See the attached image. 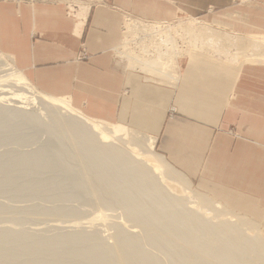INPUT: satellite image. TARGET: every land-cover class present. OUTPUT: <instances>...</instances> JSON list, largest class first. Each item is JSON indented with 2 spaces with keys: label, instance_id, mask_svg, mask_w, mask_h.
<instances>
[{
  "label": "crops",
  "instance_id": "0c3cea01",
  "mask_svg": "<svg viewBox=\"0 0 264 264\" xmlns=\"http://www.w3.org/2000/svg\"><path fill=\"white\" fill-rule=\"evenodd\" d=\"M215 3L0 0V52L40 92L90 118L159 136L160 151L183 175L264 203V65L191 50L177 59L175 84L163 86L147 83L140 69H121L116 55L124 15L172 23Z\"/></svg>",
  "mask_w": 264,
  "mask_h": 264
},
{
  "label": "rangeland",
  "instance_id": "374dc122",
  "mask_svg": "<svg viewBox=\"0 0 264 264\" xmlns=\"http://www.w3.org/2000/svg\"><path fill=\"white\" fill-rule=\"evenodd\" d=\"M221 1L222 0H215L216 3L211 10L202 9L197 18L185 14L179 20L172 23H145L152 25L157 24L160 27H165L167 25V27L176 26V31L174 32V38L176 40L174 39L173 42L175 43L176 51L180 56L178 58V60H180L179 63L183 61L191 50H199L200 45L203 43H201L200 40L198 41V38L202 39V41H206V38L202 37H196L197 40H195L186 35V33L180 29H184L185 25H187L186 23L192 21H196L198 24L207 25L209 27H204L208 31L210 28V35L207 34V36L211 37V34H215V32L218 31V36L222 37H211L212 39L210 40L212 41L210 42L213 43L215 48H213L212 44V47H209L210 43H207L206 41L205 43L207 46L205 45L206 47H204V45H201L204 47H202L204 50H201L200 47L199 51H212V53L208 52L209 54H212L210 56L226 61L224 60V54H221L222 50L217 49L219 46L216 45L219 40L221 42L222 38L225 37V41L233 40V43L235 39L240 41V38L241 40L249 38L256 39L259 37L264 38V0H224V3ZM204 17H208V19H211L213 22L205 20ZM129 19L138 20L130 15L123 16L121 26V43L123 41V44L119 45L116 54L119 58L120 68L124 70V67L127 65L130 69H135V72L137 73L140 72L137 69H140L141 73L139 74L147 78V83L166 86L162 80H166L167 78L158 79V77L155 78V74L149 72L142 73L143 70L141 68L144 67L143 65H139V62L147 60L148 57V55H145L144 57L143 54H140L145 47V40L142 39L144 36L141 33H138L140 36L135 33L133 36H129L126 38L127 40H125L124 33L128 29L124 24L125 20ZM128 32L131 33L129 30ZM164 40L166 41V38ZM223 41L220 43V47L226 51L227 48L229 50V46H227L228 44H225V41ZM136 43H139V45ZM194 44V47L191 46ZM209 48H211V50ZM261 48L263 49V47ZM235 49L234 45L233 48L230 47V57L227 58V62L233 60L231 61L233 63H245L246 61H244L245 59L243 56L246 58H253L254 55L259 54L264 56V49H257L251 52H249V50H243L237 54H235L237 51ZM184 50L185 52L188 51L187 54ZM160 51L162 50L160 49ZM154 53L156 54V52ZM173 53H175V51H172V49H166L164 55L160 54V56L156 54L160 56L157 60L161 63L158 64L165 65L164 61L167 62ZM134 54L136 55L134 56ZM235 55H238V59L240 58L239 61L234 60ZM5 56L7 57V55H4L3 58H0V88L8 86L7 88H13V91H15L14 89H16V87L13 85L15 83L12 74L13 72L11 73V68L8 65L9 63L5 61ZM132 58H136L137 60H135L138 61V63L133 62L132 64ZM251 62L253 61H248L246 63ZM146 63L149 64L147 61ZM253 63L255 64L256 62ZM258 64L264 65V59ZM14 65L17 68L15 62ZM1 85L5 87H2ZM13 102L14 101L0 102V233L6 232L13 236L22 237L28 241H36L40 240V238L53 240L64 236H73L75 234H80L79 236L83 235L82 237L86 239L87 237L89 239L91 236L90 238L93 237L92 240L96 238V240L103 246L100 245V250L106 248L101 250L100 255H98V257L101 258L100 264H124V260L127 261L130 258L128 257L130 256L127 254L128 252L132 257L130 258L131 264H148L147 259H151V257H154L159 264H182L179 259L182 252L180 253L179 251H183L184 243L187 244L188 242L187 240H181L177 236H173L172 231L174 230L170 229V227L176 228V226H179L178 228H180L181 226L182 228L180 221L178 224L173 222H176V220L184 222L183 220H186H182V218H185L186 216L184 214L188 213L189 215H193L191 214L192 210H196V208L194 207L195 205L191 206V204L188 203L191 197L182 193L176 195L173 190L172 182L166 179L162 173L158 175L156 174V172L159 171L156 164L151 162L142 163L143 168L150 171L146 174V177H143L145 182L143 184L141 179L131 170V167L121 166L118 162L119 159L117 155L110 154V151L108 154L104 153L100 156V152L97 149L88 147L86 143L80 142L81 139L78 136H81L82 134H79L80 132H78L77 129L56 124V121L54 120L55 116H51V113L49 114L43 111L47 114H40V111L36 107L35 110H37L38 113L36 111L34 112L33 108L31 110L20 109L19 107L22 105ZM17 104L19 107H16ZM172 113L173 111H170L169 116H171ZM107 123L120 125L111 122ZM124 126L129 127L127 125ZM129 128L135 131H140L143 134H148L136 128ZM228 133L233 134V132ZM156 139L155 152L162 155L164 160L170 164L168 159L159 149V136H156ZM119 143L120 144H115V148L122 149V152L125 151L124 155H126V152H130L131 154H129V156L126 155L127 157H134L137 160H143L146 158L145 156H142L144 151L140 148L134 150L133 153H135L132 154V151L130 150L131 146L129 144L125 146L123 142ZM114 149H112L113 152L115 151ZM111 155H114L113 159H117L115 160L117 163L112 160ZM139 156L141 158H138ZM184 175L196 190L207 192L214 198V200L223 203L230 211L238 214L240 213L248 218L257 220L258 222H263L264 203L241 195H236L228 190L216 188L202 179H194L187 174ZM113 179L117 180L114 181ZM159 183H163L165 189L157 191ZM96 190L99 195L96 194ZM172 194L174 196H172ZM185 196H187V198ZM157 197L161 199L158 200ZM157 201L160 202L158 203ZM185 204L186 207L184 206ZM189 206L193 208L190 207L189 210ZM165 208H167V210H165ZM1 209H3V211ZM172 210L174 212H172ZM258 212H261L262 214L260 215ZM161 213L165 214V216L170 214L171 216L168 215L170 218L167 216L170 220L166 219V221V217L163 216L165 217L163 218ZM180 216L184 217L181 218ZM164 221L168 226L167 232H171V235H168L166 231H159L163 225H158V223L161 224V222H163L162 224H164ZM168 221L171 222L169 223ZM143 228H146V230ZM199 233L200 232H198V234ZM129 237L132 240V244L128 246L131 247L130 250H127L128 247L124 246L127 244L124 243V245H122V242L126 241L130 244L131 240H129ZM152 239L155 240L152 242ZM92 240L89 239L88 244L90 243L89 241ZM97 241L93 240V243H91L90 246H94V242L98 245L99 243ZM119 241L122 244H120ZM22 242L24 241L22 240ZM174 242L175 244H173ZM224 242L228 243L227 238H224V240L222 239L221 243ZM117 243L120 244L119 247H124L121 254H118L119 257H116L119 260L115 259L114 261L108 262L112 253L120 249L117 247ZM177 243L181 244L178 245ZM175 245H178V248ZM114 248L115 250L111 251ZM135 248H137L136 251L138 255L141 253V256H144L143 258L146 259V262L144 261L145 259L142 261L141 256L135 255ZM175 251H177V254H175ZM232 251H234V249L227 251L229 254L228 256L232 257L231 259H236L234 258L235 253ZM30 253H32V251ZM229 257L227 258L230 259ZM48 258V252L43 250L38 261L40 263L46 262ZM137 258L141 262H138ZM212 258L215 259L214 256L211 257V259ZM228 259H222L223 261L226 260L224 263H217L214 262V260H211L210 264H225V262L228 264ZM239 261L241 262L242 260H238V264L240 263ZM15 264L20 263L15 262Z\"/></svg>",
  "mask_w": 264,
  "mask_h": 264
},
{
  "label": "bare ground",
  "instance_id": "6f19581e",
  "mask_svg": "<svg viewBox=\"0 0 264 264\" xmlns=\"http://www.w3.org/2000/svg\"><path fill=\"white\" fill-rule=\"evenodd\" d=\"M75 2L76 1L71 2V3L69 2L70 6L71 7H73L74 5L76 6L78 3L77 2L75 3ZM70 9H73V8H70ZM186 24L187 25H185V28L184 29L181 28L180 30L185 32L186 35L190 36L191 38H193L195 40H197L196 37L206 38L205 40L207 41V43H210L209 47L213 46V48H215L213 43L210 42V41H212V40H210V39H212L211 37H214V38H218V37L221 38L222 37V36H218L219 32L217 30H215L218 32V33L215 32L216 35L211 34L212 35L211 37L207 36V34L210 35V32H209L210 28L208 31V30H206V28H204L207 25L198 24L196 21L195 22L192 21V22H189ZM124 25H125V27H127V29L129 31H131V33H129L128 30H126V32L124 33L125 40H127L126 38H128L129 36H133L135 33H137V34L141 33L144 36L142 39L145 40V42H144L145 47L142 49L140 54H143L144 57H145V55H148V57H147V60H144V61L142 60L139 62V65H143V67H144V68H141L143 70V72H149V73L155 74L154 75L155 78L158 77V79H161V78H163V79L167 78L168 79L169 78L174 83L177 80L176 76H178V75H176L178 73L177 59L180 57L179 53L176 51V46L174 45L175 43L173 42V40L175 39L174 38L175 37L174 32L176 31V29H175L176 26L175 27H170V26L167 27L168 26L167 25L165 27L164 26L160 27L157 24L152 25L149 23L142 22L140 20H133V19L125 20ZM207 27H209V26H207ZM180 35H181V33H180ZM183 35H185V34H183ZM165 38H166V41L164 40ZM207 38H209V39H207ZM224 38H222L221 42L223 40L225 41ZM249 39H252V40H249ZM249 39H245V40L242 39L241 40V38H240L239 39L240 41H237V39H235L236 42L234 41V43H233V40L232 41L231 40L225 41V44H228L227 46H229V50L226 47L227 51L225 49H223L222 47H220L221 46L220 40H219L218 44H216V43L215 44L219 46L218 48L216 47L217 49L222 50L221 54H224V57H225L224 60L228 61L227 58L230 57V55H229L230 54L229 53L230 47L233 48V45L236 48L235 50H237L235 54L240 53L243 50H246V51L249 50V52H251V51H255L257 49L261 50L262 49L261 47H263V49H264V38L259 37L256 39H254V38H249ZM199 40L201 41V43H203L201 45H204V47L207 46V44L205 43L206 41H202V39L198 38V41ZM131 44H132V42H131ZM211 44H212V46H211ZM137 45H139V43ZM201 45H200V47L202 50L204 47ZM187 46H189V45H187ZM191 46L194 47L195 44L191 45ZM200 47H199V50H200ZM160 49L162 51H160ZM166 49H169V50L172 49V51H175V53H173L171 56L169 55L170 56L169 60H167V62L164 61L165 65L158 64L161 62L158 61L157 59L160 58V56H161L160 54L164 55V52L166 51ZM209 49L211 50V48H209ZM153 51L156 52V54H158L160 56L156 55ZM184 52H185V50H184ZM208 52H210V51H208ZM249 52H247V53H249ZM210 53H212V51ZM135 55L136 54H134V56ZM181 56H182V54H181ZM3 57H4V55L0 53V58H3ZM163 57H165V56H163ZM240 57H242V56H240ZM243 58L245 59L244 61H246V62L253 61L256 63L257 62L261 63V61H263V59H264V56H262V54H259V55H254L253 58L252 57L246 58L244 56H243ZM135 59L136 58H132V61H131L132 64H133V62L138 63V61H136L137 59L136 60ZM234 60H238V61L240 60V58L238 59V55L237 56L235 55ZM5 61H7L9 63V64L8 63L7 64L11 68V73L13 72L12 74L14 76V81H15V83L13 85L16 87L17 90L14 89L15 91H13V88H7L8 86L5 87V86L1 85L2 87H5V88H0V102L14 101V102L22 105L19 107L17 104L16 107H19L20 109H24V110L30 109L31 110L33 108L34 112L35 111L37 112V110H35L37 108L40 111V114L44 113V112H47L49 114L51 113L50 114L51 116H55L54 120L56 121V124L67 126V127L69 126V127H72L73 129H77L78 132H80L79 134H82L81 136H78L81 139L80 142L86 143L88 147H92V148L97 149L100 152V156L104 153L108 154L110 151H111L110 154L117 155V157L119 159L118 162L121 164V166L131 167V170L133 172H135L136 176L141 179V182L143 184L145 183L143 177H146V174H148L150 171L148 169L146 170L145 168H143L142 163L151 162L153 164H156L158 166V170H159L158 172H156V174L158 175V174L162 173V175H164L166 177V179H168L169 181L172 182L173 190L175 191L176 195L182 193L184 195L191 197L190 201L188 200L189 201L188 203L191 204V206L195 205L194 207L196 208V210H192V213L190 212L193 215H189L187 213L188 214V216H187V214H184V215H186L185 218H182L184 216H182V217L180 216L182 218V220L186 219V220H183L184 222H182L181 220H178V221L176 220V222L175 221L173 222L175 224H178L180 221V223H181L180 225H182V228H181V226H180V228H178L179 226H176V228L170 227V229L174 230V231H172L173 236H177L181 240H187V242H188L187 244L184 243L185 245L183 244L184 245V248L182 247L183 249L181 248L184 252L179 251L180 253L182 252L179 256L180 262L182 264H210L211 260L213 259V258L211 259V257H213V256L215 258V259H213L214 262L224 263V261H226V260L223 261L222 259H224V258L228 259L227 257H229L228 256L229 254L227 251L231 250V249H234V251H232V252L235 253V257L234 256L233 257L236 258L237 260L231 259L232 257H229L230 259L227 260V261H229L228 264H236L238 262V260L243 261V262L239 261L240 262L239 264H264V247H263V245H264V220H263V222H258L257 220L248 218L247 216H244L242 214L234 213L233 211H230L229 209H227V207L224 206V204H222L221 202L212 199L205 192L200 191V190L199 191L196 190L190 184V182L188 181V179L186 178L185 175H183L181 172L177 171L169 163H167L164 160L162 155L157 154L155 152V143H156V137L155 136L143 134L140 131L132 130L129 127H126V126L121 125V124L120 125H112V124H109L107 122H104L103 120L88 117L87 115H85V113H83L82 111L73 107L72 104L69 103L68 101H66L64 98L54 97V96H51L49 94H45V93L37 90L26 79L24 74L15 67L14 62H13V58L11 56H7L5 58ZM146 61L149 62V64L146 63ZM231 61H233V60H230V62ZM253 62H251V63H253ZM149 80H151V79H149ZM1 100H3V101H1ZM47 113H44V114H47ZM40 114H38V115H40ZM44 114H42V115H44ZM119 142H123L125 146L129 144L131 146L130 150L132 151V154L135 153V152L133 153L134 150L140 148L142 151H144L142 156H145L146 158L143 160L142 159L137 160L134 157L133 158L127 157L126 155L129 156V154H131L130 152H126V155H124L125 151L122 152L121 151L122 149L120 150L118 148H115V144L116 143L120 144ZM110 147L111 148L113 147L112 149L115 148L114 149L115 151L113 152V150ZM111 156H112L111 158L113 161L117 160V159H113L114 155H111ZM138 158H141V157L139 156ZM134 177H135V175H134ZM158 179L163 180L161 178H158ZM115 180H117V179H115ZM159 182H161V181H159ZM163 186H164L163 183H159L157 191L165 189ZM96 194H97V190H96ZM97 195H99V194H97ZM172 196H174V195L172 194ZM187 196H185V197L187 198ZM159 197H161V196H159ZM157 198H156V200H157ZM159 199H161V198H158V200ZM157 202L159 203L160 201H157ZM162 202H163V198H162ZM184 206L186 207V204ZM191 206H189V210H190ZM4 207H6V206H4ZM191 208H193V207H191ZM161 209H162V207H161ZM169 209H170V207H169ZM171 209H173V208H171ZM1 210L3 211V209H1ZM131 210H133V209H131ZM145 210H147V209H145ZM165 210H167V208H165ZM162 211H163V209H162ZM172 212H174V211L172 210ZM163 213H161L162 217L165 216V214H163ZM168 215L171 216L170 214H168ZM168 215L165 216L166 218L165 217H163V218H165V220L166 219L170 220L169 219L170 217ZM129 216H130V214H129ZM172 217H174V216H172ZM180 217H178V218H180ZM171 221H172V219H171ZM162 223L163 222H161V224L158 223V225L164 226V227L162 226L159 231L162 230V231L167 232L168 226L165 224V221H164V224L166 226ZM135 226H137V225H135ZM140 226H141V224H140ZM143 229L146 230V228H143ZM175 229H177V230H175ZM150 230H152V229H150ZM194 231H196V232H194ZM157 232H158V230H157ZM198 232H200V233L198 234ZM170 233L171 232H169V233L167 232L168 235ZM202 233H204V234L201 235ZM76 235L77 234H75L73 236H64V237L56 238L53 240L48 239V238H40V240H36V241L35 240H33V241L29 240L28 241L26 239H23L22 237H19V236L17 237V236H13V235L6 233V232H1L0 233V264H2V263H4V264H15V262H19L20 264H100L101 258L98 257V255H100L101 250L106 249V248H103L100 250L101 244L96 240V238H94L93 240L97 241L99 244L97 245V243L95 244V242H94V244H93L94 246H90V244L93 243L92 242L93 237L92 238H90L91 236L89 237V239H91L92 241H89L90 243L88 244V240H89L88 237H87V239H88L87 240L86 238L82 237L83 235H81V236H79L80 234H78L77 236ZM201 236H203V237L205 236L204 239ZM21 238L24 242H22ZM224 238L225 239L227 238V240H228V243L224 242L226 245L224 243H221L222 239L224 240ZM98 240H100V239H98ZM129 240H131L130 237H129ZM153 240H155V239H152V242H153ZM55 241H56V243H55ZM130 242L131 243L129 244L125 241V242H122L123 243L122 244L119 241V243L122 245H124V243H126L127 245H124V246H127V247L132 244V240ZM120 244H118L117 247H119ZM173 244H175V242ZM179 244H181V243H179ZM132 246H134V245H132ZM117 247H116V250H117ZM127 247H125V248H127ZM160 247H161V245H160ZM160 247H158V248H160ZM180 247H181V245H180ZM119 248L120 249L117 251H114L115 248L113 250H111L114 252L112 253L111 258L109 257L108 262L114 261L115 259H118L116 257L118 256L119 253L121 254V252L123 251L122 249L124 247L122 246V248L121 247H119ZM130 248L131 247H128L127 250H130ZM173 248H175V247H173ZM136 249L137 248H135V251H136ZM43 250H46L48 252L49 258L46 260V262L40 263L38 260H39V256L41 255ZM127 250H126V253H127ZM31 251H32V253H30ZM102 252H105V251H102ZM175 252H176L175 254H177V251H175ZM28 253H29V255H28ZM136 253H137V251L135 252V255H137V256L142 255L141 253L139 255H138V253L137 254ZM226 253H227V256H226ZM127 254L130 255L128 257L132 258L131 254L129 252ZM143 257H142V261L145 259ZM130 258L129 259L127 258L129 261L127 259H126L127 261L124 260V264H128L130 262ZM138 258H140V257H138ZM146 258H148V257H146ZM148 259H147L148 264L149 263L150 264H159V263H157L158 261L156 262L154 257L153 258L151 257L152 260L151 259L148 260ZM150 260H151V262H150ZM139 261L140 260L138 259V262ZM144 261L146 262V259ZM129 264H131V262ZM139 264H141V263H139ZM225 264H226V262H225Z\"/></svg>",
  "mask_w": 264,
  "mask_h": 264
}]
</instances>
